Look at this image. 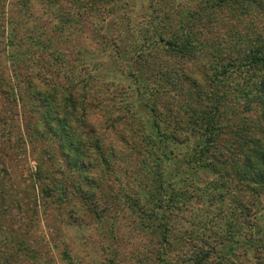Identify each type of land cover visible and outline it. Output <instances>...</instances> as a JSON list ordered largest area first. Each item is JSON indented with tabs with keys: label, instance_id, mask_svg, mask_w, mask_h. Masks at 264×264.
I'll list each match as a JSON object with an SVG mask.
<instances>
[{
	"label": "rangeland",
	"instance_id": "374dc122",
	"mask_svg": "<svg viewBox=\"0 0 264 264\" xmlns=\"http://www.w3.org/2000/svg\"><path fill=\"white\" fill-rule=\"evenodd\" d=\"M123 2L110 12L101 7L109 5L105 0H0V264H151V255L152 264L169 258L173 264H194L197 239L214 230L204 232L196 224L218 194L205 189L218 176L189 166L181 148L162 165L149 150L147 113L136 99L143 84L146 97L177 116L189 99L182 87L192 94L183 76L204 78L214 58L170 57L162 44L139 51L133 32L143 25L156 28L148 14L138 15L146 5L150 10L149 1ZM168 2L178 15L192 6L188 0ZM243 11L204 17L195 30L203 31L202 41H222L217 47L224 51L232 28L264 25V8L250 5ZM129 19L137 22L128 24ZM166 65L175 80L165 77ZM47 84L54 89L49 101L59 111L60 93L74 97L71 123L83 139L100 140L108 160L100 170L84 158L63 155L59 113L40 100ZM123 94L132 96L131 109ZM47 121L54 122L56 133ZM223 136L220 141L229 139ZM224 198L227 206L231 199ZM257 200L251 238L237 234L220 243L210 237L215 242L207 245L206 264H261L256 249H264V190ZM154 207L158 218L151 223L146 218ZM163 225L168 244L158 236Z\"/></svg>",
	"mask_w": 264,
	"mask_h": 264
},
{
	"label": "trees",
	"instance_id": "16d2710c",
	"mask_svg": "<svg viewBox=\"0 0 264 264\" xmlns=\"http://www.w3.org/2000/svg\"><path fill=\"white\" fill-rule=\"evenodd\" d=\"M105 1L109 5L101 7L107 11L111 10L110 6L122 8L125 3L123 0ZM148 1L150 10L146 5V8L143 7L144 12L140 11L138 15L148 14L146 19L149 25L152 24L156 28L151 31L143 25L133 32L131 36L134 43L138 44L139 51L143 52L148 46L162 44L170 57L184 60L202 56L204 58L208 56L209 60L214 58L212 67L204 78L183 76L192 94L185 89V85L182 87L188 92L189 99L179 105L177 116H174V112L169 114L167 110L166 114L156 100L146 97L144 92H148V89L143 84L136 88L138 104L147 113L144 127L148 130L146 138L148 143L152 144L149 148L152 155L157 154V158L163 162L162 165L169 164L170 160L177 157L176 151L181 148L185 154L184 160L189 166L207 168L218 176L210 180L206 185L208 187L205 188H210L211 192L218 194L215 197L213 195L210 202L208 200L210 197L206 200L209 202V206L205 203L204 207L206 217L203 216L196 224L204 232L209 227L214 228L209 234L205 233L202 238L197 239L201 244L199 256L193 257L195 258L193 263L206 264L211 255L207 245L213 246L214 242L219 240L220 243L232 240L237 234L250 239L252 233L248 227L253 225V216L260 211L256 204L258 195L264 190V25L262 30L249 28V31H243L238 26L232 28L228 32L230 47L223 51L220 48L223 46L222 41L215 37L211 41H202L199 34L204 33L199 29L195 30L194 23L199 26L204 17L217 18L224 10L228 15L240 16L245 6L251 5L253 9L264 8V0H188L192 5L190 10L186 13L181 12L180 15L174 14L170 9L168 1L174 4L175 0ZM207 11L210 14L205 16ZM143 19L145 20L144 17ZM155 19L157 24L153 23ZM132 22L137 21L128 20V24ZM167 66L165 77L175 80L170 66ZM178 79L180 82L181 78ZM139 80L138 77L134 79L135 82ZM48 84L45 91L41 90L40 100L46 108L50 106L56 111L55 114L59 113L61 119L58 120L62 123L59 127L62 135L59 133V137L63 155L84 158V161L88 160V164L100 170L102 163L108 164L100 140L95 135L83 139L80 128L71 123L77 109L74 97L60 93L59 111L58 107L55 108L52 104L55 101L52 103L49 101L53 98L54 89ZM131 98L129 94H123V101L127 100L125 106L128 109H131L129 101ZM83 115L88 116L85 110ZM47 123L49 129L55 132L54 122ZM223 135H227L233 142L229 139L220 141ZM65 137L68 138L67 141L64 140ZM228 153L231 156H227ZM229 172L232 178L227 176ZM160 174V188L163 190L166 187L164 185L166 171ZM162 178L164 180H161ZM177 181L178 179L171 182ZM227 185L228 188L234 185L236 189L230 190ZM169 187L175 190L173 184ZM171 192L173 193L171 198L175 199L174 192ZM217 196L220 197V201ZM224 197L231 199L227 206L223 204ZM217 201L219 203L216 206ZM157 211L158 207L151 209L147 221L152 223L154 217L157 219ZM163 227L164 229L158 230V236L168 244L167 228L165 229V225ZM210 237L215 241L210 240ZM262 248L256 251L259 262L264 264ZM170 259L161 260L163 264H173ZM150 262L152 264V255Z\"/></svg>",
	"mask_w": 264,
	"mask_h": 264
}]
</instances>
